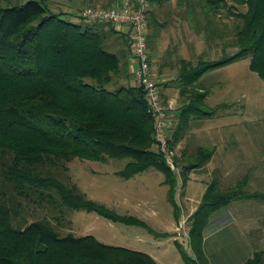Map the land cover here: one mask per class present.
I'll use <instances>...</instances> for the list:
<instances>
[{"label": "trees", "instance_id": "1", "mask_svg": "<svg viewBox=\"0 0 264 264\" xmlns=\"http://www.w3.org/2000/svg\"><path fill=\"white\" fill-rule=\"evenodd\" d=\"M177 6L184 9L192 29L203 33L209 46L221 44L224 54L218 61H180V93L186 98L169 139L171 150L194 120L211 113L205 111L209 91L202 80L208 71L250 55L251 69L264 80V0H177ZM152 15L156 37L168 22ZM229 20H234L231 27ZM106 26L114 30L108 32ZM114 33L126 40L125 48L113 50ZM149 37L148 31V43ZM229 48L237 52L229 55ZM131 53L130 35L112 24L83 27L61 19L37 0H0V264H158L145 253L103 244L92 235H62L50 219L28 221L23 214L31 206L48 205L60 212L56 219L61 224L67 211L86 210L113 222L147 227L134 216L119 215L89 199L68 177L63 179L66 164L75 158H129L119 172L122 177L155 168L167 184L174 183L176 174L165 154L152 148L156 120L143 90L122 83L124 72L127 79L133 75ZM214 154L198 148L181 162L182 178L209 163ZM248 183L244 177L222 188L219 176L212 179L188 220L194 253L188 264H210L203 240L216 210L237 199H264V194L249 190ZM245 264H264V250Z\"/></svg>", "mask_w": 264, "mask_h": 264}, {"label": "rangeland", "instance_id": "2", "mask_svg": "<svg viewBox=\"0 0 264 264\" xmlns=\"http://www.w3.org/2000/svg\"><path fill=\"white\" fill-rule=\"evenodd\" d=\"M11 1L14 4H24L31 0ZM37 1L43 3L52 13L58 14L61 19L83 27L92 25L79 17L85 7L101 4L111 6L117 2V0ZM164 2L163 7L156 4L149 6L148 14L151 27L149 50L154 54L151 66L159 88H162L164 83L159 82L158 72L163 71V67H167L164 71L180 70L182 60L177 56L157 64L165 52V46H171L183 54L182 45H186L188 50L184 57L192 62L200 58L218 61L224 54L222 45L209 46L203 33L197 34L195 39L188 43L189 38L185 36L187 32L181 29L186 28L183 23L179 26L174 24L155 37V28L151 25L155 20L153 13L162 23L171 22L173 18L179 19L184 13V9L177 6V0ZM233 21L229 20L230 27ZM115 28L120 31L126 30L127 26ZM105 29L108 32L114 30L110 26H106ZM113 37L111 43L116 45L113 50L125 48L126 40L122 39L120 34L114 33ZM232 38L231 35L229 39ZM126 50L128 51L127 48ZM226 52L232 55L237 52V48H229ZM123 76L126 79L122 81L124 85H137L133 75L128 77L129 80L127 73L124 72ZM202 80L209 91L205 111L211 113L194 120L184 139L175 145L172 159L175 158L176 161L177 158L180 162L175 163V168H171L176 174L172 185L167 184L164 174L155 168L129 179L122 177L119 172L131 161L129 158L107 159L103 162L75 158L66 164L63 179L66 180L68 177L89 199L105 205L119 215L134 216L144 221L148 228L113 222L96 212L86 210H71L69 213L67 211L61 224L56 219L60 212L52 211L48 205L29 207L23 213L28 221L48 218L62 235L68 233H73L77 237L92 235L103 244L145 253L158 264H188V261L194 259L189 237L188 214L194 207L198 208L202 204L208 186L215 176L221 178L222 188L236 185L242 178L248 177L249 190L264 194V80L251 69V56L241 57L232 63L210 70ZM172 84L176 89L179 86V91L176 92L173 101L164 98L174 105V110L169 114V139L179 121L178 109L186 98L180 93V81L173 80L167 85ZM153 137L155 143L152 148L159 151L155 133ZM200 147L214 150L213 158L206 165L193 169L188 177L183 179L180 174L181 162L194 155ZM259 201L264 203V199Z\"/></svg>", "mask_w": 264, "mask_h": 264}, {"label": "crops", "instance_id": "3", "mask_svg": "<svg viewBox=\"0 0 264 264\" xmlns=\"http://www.w3.org/2000/svg\"><path fill=\"white\" fill-rule=\"evenodd\" d=\"M182 23L186 28L182 27L181 29L183 32H187L185 36L189 38V43L195 39L198 33L192 29L189 22L185 19L184 13L179 19L175 20V18H173L171 22H168L167 26L159 31L156 36L164 32L170 26L174 24L179 26ZM120 31L128 35L131 33L129 27H127L126 30ZM182 46L184 47L183 54L181 51L179 52L171 46H165V52L160 57L157 64L163 62L165 59L177 58V56L187 60V57L184 56L187 55L188 47L184 44ZM150 56L151 61L152 58L154 60V54L150 53ZM129 61L130 70L135 77L134 72L136 64L132 61L131 56ZM164 69H167V67H163V71L158 72L159 82L164 83L160 89L165 99L173 101L175 100L173 97H175L176 92L179 91V86L176 89L173 87V84H167L168 82L177 80L180 71L178 69L164 71ZM259 200L262 199H237L224 205L212 214L205 228L203 240V250L210 264H245L252 259L256 253L264 250V203ZM196 210L197 207H194L188 214L189 218Z\"/></svg>", "mask_w": 264, "mask_h": 264}, {"label": "built area", "instance_id": "4", "mask_svg": "<svg viewBox=\"0 0 264 264\" xmlns=\"http://www.w3.org/2000/svg\"><path fill=\"white\" fill-rule=\"evenodd\" d=\"M148 10L149 0H121L108 7L88 5L79 16L89 23L129 27L131 58L136 64L134 74L137 85L143 90L149 111L155 117V138L160 150L165 154L171 168H175V162L172 159L174 152L169 148L168 138L169 114L174 110V105L164 99L161 89L154 79L148 43Z\"/></svg>", "mask_w": 264, "mask_h": 264}]
</instances>
